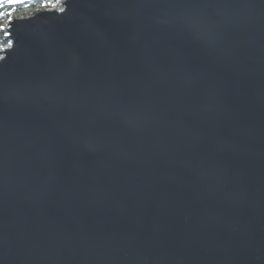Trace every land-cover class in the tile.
Masks as SVG:
<instances>
[{
    "label": "water",
    "instance_id": "1",
    "mask_svg": "<svg viewBox=\"0 0 264 264\" xmlns=\"http://www.w3.org/2000/svg\"><path fill=\"white\" fill-rule=\"evenodd\" d=\"M8 31L0 264H264V0H64Z\"/></svg>",
    "mask_w": 264,
    "mask_h": 264
},
{
    "label": "trees",
    "instance_id": "2",
    "mask_svg": "<svg viewBox=\"0 0 264 264\" xmlns=\"http://www.w3.org/2000/svg\"><path fill=\"white\" fill-rule=\"evenodd\" d=\"M64 0H24L23 4L8 5L7 3L3 4V7H0V11L5 13L2 18V22L7 24L8 22V13L12 14V17H21L22 15L30 14L33 11L39 10L44 7H53L56 8ZM1 34V32H0Z\"/></svg>",
    "mask_w": 264,
    "mask_h": 264
},
{
    "label": "snow or ice",
    "instance_id": "3",
    "mask_svg": "<svg viewBox=\"0 0 264 264\" xmlns=\"http://www.w3.org/2000/svg\"><path fill=\"white\" fill-rule=\"evenodd\" d=\"M59 2V0H57ZM7 3L8 5H15V4H23L24 0H0V7H3V4ZM62 10V9H61ZM5 13L3 11H0V32H3L5 37L11 35V33L8 31V29L11 27L12 24V14L8 13V22L7 24L2 22V18L4 17ZM12 40H7V46H12Z\"/></svg>",
    "mask_w": 264,
    "mask_h": 264
},
{
    "label": "rangeland",
    "instance_id": "4",
    "mask_svg": "<svg viewBox=\"0 0 264 264\" xmlns=\"http://www.w3.org/2000/svg\"><path fill=\"white\" fill-rule=\"evenodd\" d=\"M64 2V1H63ZM62 2V3H63ZM61 3V4H62ZM61 4H59L56 8H53V7H50V6H48V7H44V8H50V9H57ZM44 8H41V9H44ZM7 37H9V36H7ZM7 37H5V35H4V33L3 32H1V34H0V52H3L4 50H6V49H8L9 47L7 46V40H8V38Z\"/></svg>",
    "mask_w": 264,
    "mask_h": 264
},
{
    "label": "flooded vegetation",
    "instance_id": "5",
    "mask_svg": "<svg viewBox=\"0 0 264 264\" xmlns=\"http://www.w3.org/2000/svg\"><path fill=\"white\" fill-rule=\"evenodd\" d=\"M26 15V14H25Z\"/></svg>",
    "mask_w": 264,
    "mask_h": 264
}]
</instances>
